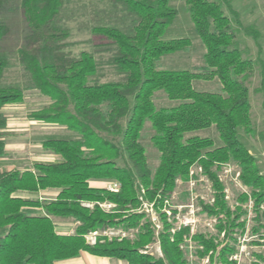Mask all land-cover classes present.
<instances>
[{"label":"trees","instance_id":"16d2710c","mask_svg":"<svg viewBox=\"0 0 264 264\" xmlns=\"http://www.w3.org/2000/svg\"><path fill=\"white\" fill-rule=\"evenodd\" d=\"M10 1L0 0V10ZM19 1L29 34L18 55L35 88L51 101L30 118L66 127L77 137L43 141V149L59 156L58 162L0 171V264H56L81 252L129 264H190L181 250L189 229L171 233L165 221L159 240L163 256L157 257L146 250L156 242L155 229L139 210L149 203L161 211L177 180L186 181L194 164L204 168L217 189L215 203L206 206L205 212L223 217L217 226L219 233L246 228L247 220L240 222L246 213L239 209L232 215L217 178L216 170L230 162L240 166L243 184L252 189L258 224L254 232L264 230V175L240 137V131L256 133L247 85L255 62L244 58L238 48L235 25L243 26L230 0H186L195 32L206 48L204 66L194 72L164 70L158 65L162 57L189 51L192 46L187 38L164 40L178 14L171 0H103L122 8L133 21L129 31L113 26L93 30L116 45L111 62L119 78L105 82L98 79L99 65L93 54L83 51L74 56L64 49L68 33L59 28V16L65 0ZM244 30L255 39L259 36L254 27ZM9 32L0 19V165L6 139L13 136L3 109L24 101L22 89L2 84L10 63L2 42ZM216 79L222 86L220 93L194 89L196 80ZM158 92L177 104L157 109L154 98ZM259 92L264 93V80ZM147 122L154 131L153 147L160 153L155 170L141 141ZM212 128L222 143L218 147L211 137L193 134ZM91 181L117 182L120 188L113 192L93 187ZM45 190H57L56 198L15 195ZM248 199L244 195L242 200ZM87 202L95 204L93 209L84 205ZM104 202L113 204L112 212L99 206ZM57 219L76 223L74 233H60ZM111 227L139 230L134 239H100L94 246L86 242L90 232ZM193 239L202 247L196 252L199 259L210 255L211 263L237 264L229 258L235 248L218 251L222 244L204 234ZM256 258L253 264H264V255Z\"/></svg>","mask_w":264,"mask_h":264},{"label":"rangeland","instance_id":"374dc122","mask_svg":"<svg viewBox=\"0 0 264 264\" xmlns=\"http://www.w3.org/2000/svg\"><path fill=\"white\" fill-rule=\"evenodd\" d=\"M230 4L238 13L243 26V28H240L235 25L238 48L243 53L244 58L255 62L254 74L247 85L250 89L251 118L256 133L255 135H247L240 131V137L254 156L264 175V93L259 92L264 80V0H230ZM19 5V0H11L0 10V19L10 30L8 36L2 42L3 52L8 56L10 62L4 73L2 84L17 86L24 92L22 103L11 104L3 109V113L8 116V131L14 133L15 136L6 139L7 150L1 161L0 171L13 168L24 170L40 162H58L61 160L59 156L43 149V141L47 139H75L77 137L75 133L66 127L40 123L30 118V114L47 108L51 101L35 88L29 73L20 61L18 50L26 43L29 31ZM170 6L176 9L178 14L173 24L167 29L164 40L187 38L191 40L192 46L189 51L162 57L158 65L160 69L164 70L198 71L204 66L206 48L195 32L186 0H171ZM224 8L229 13L228 9ZM132 24V19L127 16L122 8L114 7L103 0H65L59 16V28L68 33L64 43L65 51L74 56H79L83 51L93 54L99 65L98 79L102 82L119 78L116 66L111 62V56L116 50V45L107 38L96 34L93 31L94 28L113 26L129 31ZM248 27L256 28L259 34L257 39L245 32L244 29ZM193 86L199 92H222V86L217 79L213 81L196 80L193 82ZM155 95L154 101L157 109L174 107L177 104L161 92ZM193 134L201 137H211L217 147L222 145L214 128L196 131ZM153 135L152 126L147 122L141 141L147 150L150 166L155 170L159 164L160 153L153 147ZM216 171L217 178L223 187L224 200L233 213L232 215H235L239 209L246 213L240 219V222L247 220L245 231L242 232L240 228H234L229 234L228 231L219 233L220 230L217 226L223 217L211 216L205 212L206 206H213L215 203L217 189L208 178L204 168L194 164L189 169L186 181L177 180V187L171 194L166 196L162 210L158 211L153 208L156 222L145 211L144 205L140 208L139 211L146 213L147 218L152 222L156 234V242L149 245L146 249L147 252L157 257L163 256L159 240L166 221L172 227L171 233H175L182 228L189 229V234L185 235L181 250L185 253L190 264H218L216 261L214 263L210 262V255H206L204 259L198 258L196 252L202 247H199L193 239L198 234L215 238L216 242L222 244L219 245L218 251L228 246H230L229 248H235L236 252L229 254V258L235 260L237 264H253L257 260L256 255H264V243L260 239L262 238L261 235H264V230H261L258 234L254 232V227L256 228L258 224L255 220L256 214L251 198L252 189L243 184L240 166L235 162H230L221 165ZM101 182L100 186L106 189H109L112 183H117L111 181ZM244 195L249 197L247 202L242 200ZM36 196L32 195L33 198L38 197ZM109 204L104 202L99 203V206L106 212H112L114 206L111 204L112 206L108 207ZM84 205L92 209L95 206L94 203L88 202ZM163 217H166V220ZM55 222L57 230L64 234L74 233L77 226L71 220L57 219ZM138 230L131 229L127 231L122 228L111 227L90 232L85 236V239L89 245L94 246L100 239H134Z\"/></svg>","mask_w":264,"mask_h":264},{"label":"crops","instance_id":"0c3cea01","mask_svg":"<svg viewBox=\"0 0 264 264\" xmlns=\"http://www.w3.org/2000/svg\"><path fill=\"white\" fill-rule=\"evenodd\" d=\"M11 134H13V136H15L14 133H11ZM32 167H30V168H32ZM13 169H17V168H13ZM27 169H29V168H27ZM9 170H12V169H9ZM18 170H20V169H18ZM24 170H26V169H24ZM21 171H23V170H21ZM92 183L94 184L93 187L102 188V186H100V184L102 183L101 181H93ZM90 184H91V182H90ZM57 193H58L57 190H45V191H40L38 193H30V192H26V191H20V192H17L15 195L19 196V197H23V198H30V199L53 200L56 198ZM32 195H37L38 197L36 196L37 198H33ZM34 211H38V212H34V213H41L40 210H34ZM60 233H62V232H60ZM62 234H64V233H62ZM56 264H129V263L127 261L118 260L115 258L98 257V256L91 255L87 252H81V254L76 258L60 261V262H57Z\"/></svg>","mask_w":264,"mask_h":264},{"label":"built area","instance_id":"2783aa9c","mask_svg":"<svg viewBox=\"0 0 264 264\" xmlns=\"http://www.w3.org/2000/svg\"><path fill=\"white\" fill-rule=\"evenodd\" d=\"M119 187H120V185L118 183H112V186L109 187V190H111V191H118ZM143 205H144L145 211L148 213V215L150 214L149 216H152V220L154 222H156L157 219H156V217H155V215L153 213V208H154L153 204L144 203ZM111 206H112L111 204L108 205V207H111Z\"/></svg>","mask_w":264,"mask_h":264}]
</instances>
